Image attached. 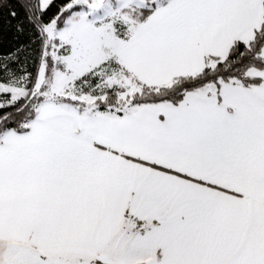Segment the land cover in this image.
I'll return each mask as SVG.
<instances>
[{
    "label": "snow or ice",
    "instance_id": "6c2138e0",
    "mask_svg": "<svg viewBox=\"0 0 264 264\" xmlns=\"http://www.w3.org/2000/svg\"><path fill=\"white\" fill-rule=\"evenodd\" d=\"M0 264H264V0H0Z\"/></svg>",
    "mask_w": 264,
    "mask_h": 264
}]
</instances>
